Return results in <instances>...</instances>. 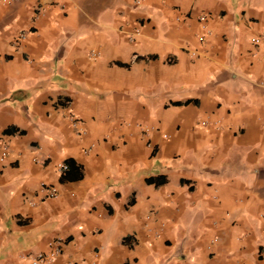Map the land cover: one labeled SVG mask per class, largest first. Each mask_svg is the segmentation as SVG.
<instances>
[{
	"label": "crops",
	"instance_id": "1",
	"mask_svg": "<svg viewBox=\"0 0 264 264\" xmlns=\"http://www.w3.org/2000/svg\"><path fill=\"white\" fill-rule=\"evenodd\" d=\"M134 1L0 2V264H264V0Z\"/></svg>",
	"mask_w": 264,
	"mask_h": 264
},
{
	"label": "built area",
	"instance_id": "2",
	"mask_svg": "<svg viewBox=\"0 0 264 264\" xmlns=\"http://www.w3.org/2000/svg\"><path fill=\"white\" fill-rule=\"evenodd\" d=\"M10 0H0L2 3H8ZM144 0H135V4H140ZM200 20L205 21V17H201ZM23 37V36H22ZM204 39L203 36H200L198 38L199 42H202ZM252 43L255 47H258L262 43L261 38H254L252 40ZM7 156V149L3 148L0 151V160H3ZM58 169L61 173H65L67 171V166L62 164L58 166ZM44 190L47 192V195L51 198L57 196V191L54 187L48 186L44 188ZM61 253V242L59 240L54 241V243L51 245L50 250L47 253L40 254L34 258H31L27 260L26 264H52L56 257Z\"/></svg>",
	"mask_w": 264,
	"mask_h": 264
}]
</instances>
